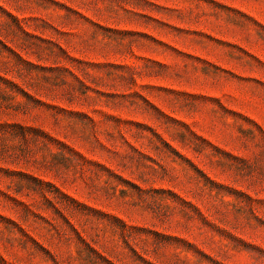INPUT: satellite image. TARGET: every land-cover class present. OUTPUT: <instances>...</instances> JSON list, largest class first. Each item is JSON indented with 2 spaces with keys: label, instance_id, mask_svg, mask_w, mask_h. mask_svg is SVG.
Masks as SVG:
<instances>
[{
  "label": "rangeland",
  "instance_id": "rangeland-1",
  "mask_svg": "<svg viewBox=\"0 0 264 264\" xmlns=\"http://www.w3.org/2000/svg\"><path fill=\"white\" fill-rule=\"evenodd\" d=\"M0 264H264V0H0Z\"/></svg>",
  "mask_w": 264,
  "mask_h": 264
}]
</instances>
